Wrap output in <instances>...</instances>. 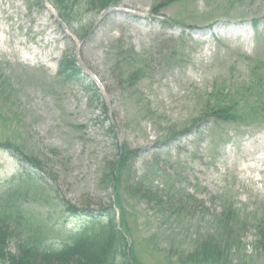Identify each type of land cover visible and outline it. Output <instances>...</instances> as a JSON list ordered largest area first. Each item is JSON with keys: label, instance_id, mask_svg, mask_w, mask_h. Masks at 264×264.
I'll return each mask as SVG.
<instances>
[{"label": "rangeland", "instance_id": "rangeland-1", "mask_svg": "<svg viewBox=\"0 0 264 264\" xmlns=\"http://www.w3.org/2000/svg\"><path fill=\"white\" fill-rule=\"evenodd\" d=\"M161 1L121 0L101 14L79 3L71 27L48 0H0V75L18 107L0 106V141L40 157L46 181L27 179L32 166L0 149V196L18 188L32 222L58 247L88 220L63 200L86 214L108 207L113 190L101 177L126 142L139 149L133 184L147 189L124 194L145 264H180L200 239L222 232L229 207L237 214L225 234L233 264H264V119L191 126L217 84L247 82L250 58H264V0H184L156 14ZM130 49L145 70L132 86L115 68ZM67 52L81 68L70 81L58 76Z\"/></svg>", "mask_w": 264, "mask_h": 264}, {"label": "trees", "instance_id": "trees-1", "mask_svg": "<svg viewBox=\"0 0 264 264\" xmlns=\"http://www.w3.org/2000/svg\"><path fill=\"white\" fill-rule=\"evenodd\" d=\"M48 1L57 9L60 18L73 27L79 14V3L85 4L86 11L100 14L109 7L117 6L121 0ZM181 1L184 0H162L155 6L154 12L158 14L160 10ZM253 23L258 26L257 19ZM79 24L81 22L77 23ZM81 28L84 29L83 26ZM125 53H127L126 58L122 62L117 61L115 68L126 84L132 86L143 78L145 70L142 68L143 65L136 64L133 57L137 56L133 50L130 49ZM80 74L81 68L76 56L73 53H65L59 63L58 76L65 81H70L78 78ZM90 87L94 91V100L98 107L104 113H108V105L102 98L100 89L93 81L90 82ZM14 98L10 79L0 75V100L3 101L0 106H8V112L14 113L13 109H18L16 102L13 101ZM261 118L264 119V60L254 63L251 68V77L247 82L234 86L217 84L211 94L205 96L202 110L191 126L209 119L214 120L216 124H221L245 123L246 120L257 121ZM8 120L10 123L14 122L9 115L5 118V121ZM174 136L173 130L170 131L168 138ZM0 149L11 152L22 162H28L33 172H26L27 179L46 186L44 176L40 174L44 167L40 157L26 151L20 143L10 138L0 141ZM138 156L139 149L122 142L118 146L116 159L107 163L101 177V184L113 190V200L108 207L86 214L87 211L84 208L63 200L65 210L70 215L85 214L88 220L58 247L53 246L48 232L32 222L19 191H16L18 188L0 196V264H145L138 256L134 234L128 224L124 208V194L127 192L141 196L147 193V189L141 183L133 184ZM236 218L237 214L233 208H227L224 217L226 222L222 223V232L200 239L194 251L180 256L179 263L233 264L230 256L232 246L226 240L225 234H228ZM261 232L264 237V231ZM12 239H16L14 250L9 248Z\"/></svg>", "mask_w": 264, "mask_h": 264}, {"label": "bare ground", "instance_id": "bare-ground-1", "mask_svg": "<svg viewBox=\"0 0 264 264\" xmlns=\"http://www.w3.org/2000/svg\"><path fill=\"white\" fill-rule=\"evenodd\" d=\"M35 56H37V55H35ZM259 159H261V158H259Z\"/></svg>", "mask_w": 264, "mask_h": 264}]
</instances>
